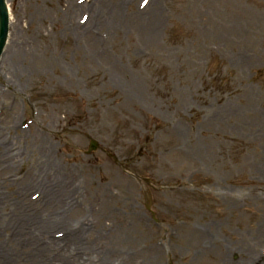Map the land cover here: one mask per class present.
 Here are the masks:
<instances>
[{"label": "rangeland", "instance_id": "rangeland-1", "mask_svg": "<svg viewBox=\"0 0 264 264\" xmlns=\"http://www.w3.org/2000/svg\"><path fill=\"white\" fill-rule=\"evenodd\" d=\"M4 1L0 264H264V0Z\"/></svg>", "mask_w": 264, "mask_h": 264}, {"label": "water", "instance_id": "water-1", "mask_svg": "<svg viewBox=\"0 0 264 264\" xmlns=\"http://www.w3.org/2000/svg\"><path fill=\"white\" fill-rule=\"evenodd\" d=\"M8 18L4 7V0H0V53L3 48L7 35ZM97 147L95 142H91L89 151L95 150Z\"/></svg>", "mask_w": 264, "mask_h": 264}, {"label": "bare ground", "instance_id": "bare-ground-1", "mask_svg": "<svg viewBox=\"0 0 264 264\" xmlns=\"http://www.w3.org/2000/svg\"><path fill=\"white\" fill-rule=\"evenodd\" d=\"M4 7H5V10H6V13L8 15V21H10V15H9V12H8V7L6 4H4ZM1 55V54H0ZM54 261H58V260H54Z\"/></svg>", "mask_w": 264, "mask_h": 264}, {"label": "snow or ice", "instance_id": "snow-or-ice-1", "mask_svg": "<svg viewBox=\"0 0 264 264\" xmlns=\"http://www.w3.org/2000/svg\"><path fill=\"white\" fill-rule=\"evenodd\" d=\"M145 2H146V0H145Z\"/></svg>", "mask_w": 264, "mask_h": 264}]
</instances>
